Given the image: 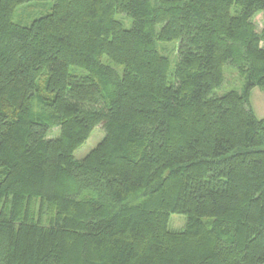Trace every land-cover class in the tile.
<instances>
[{"label":"trees","instance_id":"1","mask_svg":"<svg viewBox=\"0 0 264 264\" xmlns=\"http://www.w3.org/2000/svg\"><path fill=\"white\" fill-rule=\"evenodd\" d=\"M30 1L0 0V264H264V0H53L15 22ZM226 65L242 87L217 95Z\"/></svg>","mask_w":264,"mask_h":264},{"label":"rangeland","instance_id":"2","mask_svg":"<svg viewBox=\"0 0 264 264\" xmlns=\"http://www.w3.org/2000/svg\"><path fill=\"white\" fill-rule=\"evenodd\" d=\"M53 0L44 1H30L20 5L15 13L14 21L20 24H29L32 19L46 14L51 10L53 5ZM253 22L256 25V29L260 30L264 26V14L258 13L253 17ZM129 26L127 22L126 27ZM171 47V44H167ZM264 46V43H262ZM175 48V47H174ZM167 53V52H163ZM243 79L238 75L234 67L226 65L224 68V81L216 89L214 93L217 95H222L229 90L240 91L242 87ZM250 105L259 118H264V91L259 87H254L250 93ZM57 129L53 128L50 132V136L56 135ZM104 135L103 129L100 125H97L91 131L90 136L85 140V142L76 148L73 152V157L75 159H81L84 157L91 149H93L96 144L102 139ZM185 223V216L182 214H171L168 221V227L170 229H179Z\"/></svg>","mask_w":264,"mask_h":264}]
</instances>
